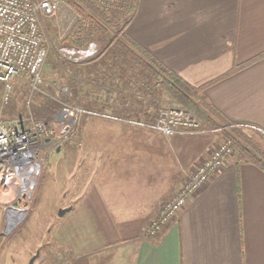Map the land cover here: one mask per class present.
<instances>
[{
    "label": "crops",
    "instance_id": "obj_1",
    "mask_svg": "<svg viewBox=\"0 0 264 264\" xmlns=\"http://www.w3.org/2000/svg\"><path fill=\"white\" fill-rule=\"evenodd\" d=\"M127 31L203 88L227 119L264 130V0H135ZM90 108L79 148L67 155L70 182L48 197L54 214L70 210L54 225L52 214V232L38 236L39 247L45 240L53 247L38 250L36 264H264L259 168L235 153L159 234L147 236L145 226L223 138L169 137L135 124L139 117L123 106ZM5 212L0 204V243Z\"/></svg>",
    "mask_w": 264,
    "mask_h": 264
},
{
    "label": "rangeland",
    "instance_id": "obj_2",
    "mask_svg": "<svg viewBox=\"0 0 264 264\" xmlns=\"http://www.w3.org/2000/svg\"><path fill=\"white\" fill-rule=\"evenodd\" d=\"M55 1L57 3L55 15L41 20L48 55L40 69L39 80L35 82L27 74L19 75L11 83L12 89L8 94L5 86L0 85V125L21 121L26 128H32L33 124L40 121L55 130L54 135L45 137L49 141L41 139L34 145L35 166L33 173L29 175L27 186L30 191L31 183L34 181L35 186L32 189L34 199L25 202L23 198L18 197L19 200L23 199L22 202L16 198L13 200L15 190L9 191L6 186H0V204L6 211V223L2 229L0 243V264H29L31 257L38 250L42 252L45 248L53 247L49 245L48 240L42 242L39 247L37 241L39 235L44 233L48 235L53 229L48 222L54 214L53 208L47 206L50 204L49 192L56 185L61 184L65 187L70 182L67 155L79 148L82 122L85 121L86 112L92 105L99 108L113 106L120 109L124 106L123 102L133 103L135 100H142L146 109L153 108V105L158 106L160 110L181 107L166 95L156 94L147 87L146 82L143 83L135 75L131 74L132 77L128 82L119 78L116 68L108 67L114 60L111 55L113 49L104 50L103 53L96 43H92L93 47L85 51L89 53L95 49V52L92 55L86 53L81 59L73 55L74 50L60 48L59 41L64 38L78 16L67 5ZM103 61L107 62V66L101 64ZM116 67H122L121 61ZM104 87L110 90L108 96L103 94ZM66 107H78L81 114L75 124L69 125L70 130L64 133L65 124L60 120V115ZM58 149L61 156L57 153ZM235 153H237L236 149ZM38 164L40 169L36 173ZM15 202H18L17 206L14 205ZM58 212L59 210L52 216L53 225L61 220ZM18 217L20 218L17 219ZM158 218L145 226L147 236H152L148 234V230ZM41 259L42 257H38L36 262H40Z\"/></svg>",
    "mask_w": 264,
    "mask_h": 264
},
{
    "label": "built area",
    "instance_id": "obj_3",
    "mask_svg": "<svg viewBox=\"0 0 264 264\" xmlns=\"http://www.w3.org/2000/svg\"><path fill=\"white\" fill-rule=\"evenodd\" d=\"M56 8L55 0H0V85L5 86L7 94L12 89L11 83L19 75L27 74L35 82L39 80L40 69L48 55L41 20L53 17ZM93 45L91 44L89 49ZM94 52L95 49L89 53L79 50L73 55L83 59L86 53L92 55ZM80 114L81 110L78 107L64 108L60 115V120L65 124L64 133L70 130V124L76 123ZM135 124L169 137L208 132L190 112L181 107L163 108L159 110L155 122L136 121ZM245 127L259 133L264 143L263 129ZM54 134L55 130L40 121L33 124L32 128H26L21 121L0 125V186H6L9 191L15 190L13 200L15 198L19 200L20 197L26 202L33 198L34 181L31 183L30 191L27 186L29 175L33 173L35 166L34 145ZM234 154L235 149L230 139L223 141L218 148L211 151L209 156L196 166L176 196L162 206L160 216L151 224L148 234L153 236L163 230L209 182L213 174L223 169L229 157ZM36 167L38 173L40 165ZM23 199L19 201L22 202Z\"/></svg>",
    "mask_w": 264,
    "mask_h": 264
},
{
    "label": "trees",
    "instance_id": "obj_4",
    "mask_svg": "<svg viewBox=\"0 0 264 264\" xmlns=\"http://www.w3.org/2000/svg\"><path fill=\"white\" fill-rule=\"evenodd\" d=\"M57 1L67 5L78 16L64 38L59 41L60 48L79 51L96 43L103 53L104 50L113 49L111 55L114 60L108 67L116 68L119 78L128 82L135 75L143 83L146 82L147 87L156 94L166 95L190 112L204 130L217 133L224 141L230 139L240 161L250 163L264 173L262 136L227 119L209 102L203 88L192 86L165 67L155 55L128 34L127 30L135 13V0ZM120 61L122 67H116ZM101 64L107 66L106 61ZM133 103L123 102V114L130 118H134V115L141 116L139 121L143 123L156 121L160 110L158 106L153 105V108L146 109L142 100H135Z\"/></svg>",
    "mask_w": 264,
    "mask_h": 264
},
{
    "label": "water",
    "instance_id": "obj_5",
    "mask_svg": "<svg viewBox=\"0 0 264 264\" xmlns=\"http://www.w3.org/2000/svg\"><path fill=\"white\" fill-rule=\"evenodd\" d=\"M46 141H49V140H46ZM57 152H59V149L57 150ZM14 205L17 206V205H18V202H16ZM69 210H70L69 208H67V209H60L59 212H58V216H59L60 218L63 217V216H65V214H66ZM37 258H38V253H36V254L30 259L29 264H36L35 262H36Z\"/></svg>",
    "mask_w": 264,
    "mask_h": 264
},
{
    "label": "bare ground",
    "instance_id": "obj_6",
    "mask_svg": "<svg viewBox=\"0 0 264 264\" xmlns=\"http://www.w3.org/2000/svg\"><path fill=\"white\" fill-rule=\"evenodd\" d=\"M22 215V214H21ZM19 216V215H18ZM20 217H18L17 219H19Z\"/></svg>",
    "mask_w": 264,
    "mask_h": 264
}]
</instances>
